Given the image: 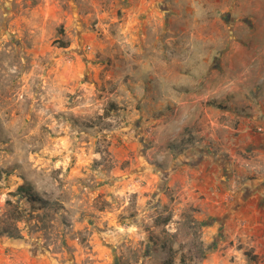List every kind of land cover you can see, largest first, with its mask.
Here are the masks:
<instances>
[{
    "label": "rangeland",
    "instance_id": "374dc122",
    "mask_svg": "<svg viewBox=\"0 0 264 264\" xmlns=\"http://www.w3.org/2000/svg\"><path fill=\"white\" fill-rule=\"evenodd\" d=\"M0 169V264H264V0H0Z\"/></svg>",
    "mask_w": 264,
    "mask_h": 264
},
{
    "label": "trees",
    "instance_id": "16d2710c",
    "mask_svg": "<svg viewBox=\"0 0 264 264\" xmlns=\"http://www.w3.org/2000/svg\"><path fill=\"white\" fill-rule=\"evenodd\" d=\"M3 171L0 169V178L2 177ZM16 195H21L22 197H25L31 204H44L46 200H44L41 197H38L36 193H34L30 186L21 185L17 188Z\"/></svg>",
    "mask_w": 264,
    "mask_h": 264
}]
</instances>
